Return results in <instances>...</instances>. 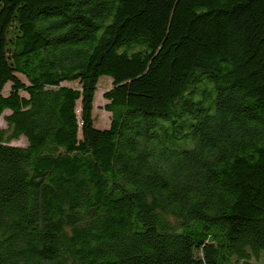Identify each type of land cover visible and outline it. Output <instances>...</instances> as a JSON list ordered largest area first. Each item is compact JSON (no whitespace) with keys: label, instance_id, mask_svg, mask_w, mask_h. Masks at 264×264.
Here are the masks:
<instances>
[{"label":"trees","instance_id":"16d2710c","mask_svg":"<svg viewBox=\"0 0 264 264\" xmlns=\"http://www.w3.org/2000/svg\"><path fill=\"white\" fill-rule=\"evenodd\" d=\"M0 116V264H264V0H0Z\"/></svg>","mask_w":264,"mask_h":264},{"label":"rangeland","instance_id":"374dc122","mask_svg":"<svg viewBox=\"0 0 264 264\" xmlns=\"http://www.w3.org/2000/svg\"><path fill=\"white\" fill-rule=\"evenodd\" d=\"M110 79L107 76H100L98 77V80L96 82V90L94 93L93 103H92V109H91V117L93 119V126L98 129L106 128L108 126V120H109V113L105 112L102 109V105L104 103V100L102 98V92L104 89L109 87ZM7 88V86H6ZM7 114L5 111L2 115ZM4 127V122L2 120V117L0 116V128ZM11 145H17V146H24L25 145V139L23 137H20L16 140L10 141Z\"/></svg>","mask_w":264,"mask_h":264}]
</instances>
